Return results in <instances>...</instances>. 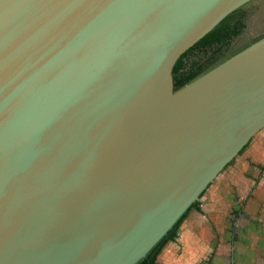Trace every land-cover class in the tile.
Listing matches in <instances>:
<instances>
[{
	"label": "water",
	"instance_id": "95a60500",
	"mask_svg": "<svg viewBox=\"0 0 264 264\" xmlns=\"http://www.w3.org/2000/svg\"><path fill=\"white\" fill-rule=\"evenodd\" d=\"M263 128L264 0H0V264H138Z\"/></svg>",
	"mask_w": 264,
	"mask_h": 264
},
{
	"label": "crops",
	"instance_id": "0c3cea01",
	"mask_svg": "<svg viewBox=\"0 0 264 264\" xmlns=\"http://www.w3.org/2000/svg\"><path fill=\"white\" fill-rule=\"evenodd\" d=\"M257 147L253 158L234 160L190 210L186 234L171 240L183 239L187 248H163L173 264H264V135ZM163 249L158 264H167Z\"/></svg>",
	"mask_w": 264,
	"mask_h": 264
},
{
	"label": "trees",
	"instance_id": "16d2710c",
	"mask_svg": "<svg viewBox=\"0 0 264 264\" xmlns=\"http://www.w3.org/2000/svg\"><path fill=\"white\" fill-rule=\"evenodd\" d=\"M227 18V17H226ZM224 18L215 28H213L210 32H208L205 36H203L199 41H197L193 46H191L187 51H185L177 60L172 74L174 75V90H178L179 88L183 87L184 85H186L187 83H189L190 81H192L193 79L197 78L199 75L203 74L205 71H207L208 69L212 68L213 66H215L216 64H218L219 62H221L222 60H224L225 58H227L228 56H226L224 59H221L219 62H217L216 64L212 65L211 67H209L206 70H203L201 73L199 74H193L191 76H175L177 73L178 68L182 65L183 63V59L184 57L189 53L190 50H192L193 48L196 47H205V46H211L214 43L220 42L221 40H223L224 38L227 37L228 35V29L222 27V23L223 21L226 19ZM234 53V52H233ZM210 186V185H209ZM208 186V187H209ZM206 191V190H205ZM204 191V192H205ZM203 192V193H204ZM197 205V202L194 203L189 209L188 211L179 219V221L174 225V227L168 232V234L161 239V241L147 254V256L145 258H143L138 264H158L157 263V259H158V255L160 254V252L162 251V249L164 248V246L167 244V242L171 241V240H175L178 236V229L181 225V223L183 222V220L187 217L188 213L190 212V210L192 208H194Z\"/></svg>",
	"mask_w": 264,
	"mask_h": 264
},
{
	"label": "rangeland",
	"instance_id": "374dc122",
	"mask_svg": "<svg viewBox=\"0 0 264 264\" xmlns=\"http://www.w3.org/2000/svg\"><path fill=\"white\" fill-rule=\"evenodd\" d=\"M264 129V128H263ZM262 129V130H263ZM260 130L252 139L251 141L248 143V145L221 171V173L218 175L220 176L221 174L224 173V171L228 168V166H230V164L236 160V159H240L243 158L244 156L247 155L248 159L253 158V152H255L256 149H258L257 145H258V140L262 137V135H264V131ZM264 151V150H263ZM262 156V155H261ZM257 158V157H256ZM217 176V177H218ZM217 177L213 180L212 183H214L217 179ZM187 222H188V215L187 217L183 220V222L181 223L178 232L181 234H186V230H187ZM187 236V235H186ZM187 238V237H186ZM180 242H176L173 244V242L169 241L166 246L164 247L165 249H168L170 246L175 247L178 251V249L180 250L181 248V252L183 250H185L187 248V241L182 242L183 239H180ZM174 248V249H175ZM163 249V253L159 256V257H163L164 262H166L167 264H173L172 261V251H170L169 253L165 254ZM166 256V257H165ZM171 258V259H170ZM166 260V261H165ZM165 264V263H164Z\"/></svg>",
	"mask_w": 264,
	"mask_h": 264
}]
</instances>
